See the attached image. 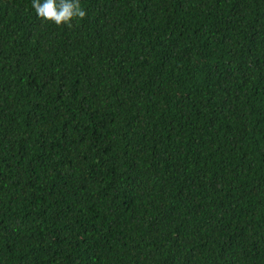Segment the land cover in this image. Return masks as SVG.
I'll return each instance as SVG.
<instances>
[{
    "label": "trees",
    "instance_id": "trees-1",
    "mask_svg": "<svg viewBox=\"0 0 264 264\" xmlns=\"http://www.w3.org/2000/svg\"><path fill=\"white\" fill-rule=\"evenodd\" d=\"M0 0V264H264V0Z\"/></svg>",
    "mask_w": 264,
    "mask_h": 264
},
{
    "label": "clouds",
    "instance_id": "clouds-1",
    "mask_svg": "<svg viewBox=\"0 0 264 264\" xmlns=\"http://www.w3.org/2000/svg\"><path fill=\"white\" fill-rule=\"evenodd\" d=\"M32 7L39 18L58 26H71L73 20H83L87 16L80 0H32Z\"/></svg>",
    "mask_w": 264,
    "mask_h": 264
}]
</instances>
